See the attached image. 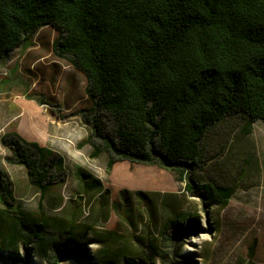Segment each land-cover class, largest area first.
<instances>
[{
	"label": "trees",
	"instance_id": "16d2710c",
	"mask_svg": "<svg viewBox=\"0 0 264 264\" xmlns=\"http://www.w3.org/2000/svg\"><path fill=\"white\" fill-rule=\"evenodd\" d=\"M46 25L58 34L53 52L86 77L91 108L83 117L93 128L86 141L93 156L107 152L108 168L120 161L157 165L177 172L193 190L191 175L212 128L229 116L247 126L264 123V0H0V62ZM2 142L11 151L8 159L26 167L42 200L58 169L52 153L17 133ZM197 188L207 202L221 205L233 193L211 181ZM0 201L1 249L22 241L40 244L43 251L35 255L51 264L76 257L57 248L50 218L12 208L1 171ZM114 206L123 214L120 204ZM248 252L253 255V244ZM109 253L100 248L98 261Z\"/></svg>",
	"mask_w": 264,
	"mask_h": 264
},
{
	"label": "rangeland",
	"instance_id": "374dc122",
	"mask_svg": "<svg viewBox=\"0 0 264 264\" xmlns=\"http://www.w3.org/2000/svg\"><path fill=\"white\" fill-rule=\"evenodd\" d=\"M57 35L51 25L41 27L26 48L0 62V171L12 208L50 218L57 248L76 255L54 264H264V123L247 126L229 116L212 128L191 175L193 190L177 172L157 165L120 161L108 168L107 152L93 156L86 141L93 133L83 117L91 108L86 77L53 52ZM104 123L110 133L111 123ZM9 133L38 142L56 160L55 180L42 200L26 167L8 159L2 138ZM93 179L101 185L90 189ZM208 181L233 188L226 205L199 195L197 182ZM168 220L173 223L165 227ZM103 247L110 256L98 261ZM42 251L21 241L13 250L0 248V264H51L35 255Z\"/></svg>",
	"mask_w": 264,
	"mask_h": 264
},
{
	"label": "water",
	"instance_id": "95a60500",
	"mask_svg": "<svg viewBox=\"0 0 264 264\" xmlns=\"http://www.w3.org/2000/svg\"><path fill=\"white\" fill-rule=\"evenodd\" d=\"M18 264H22V263H18ZM64 264H76L73 260L67 261Z\"/></svg>",
	"mask_w": 264,
	"mask_h": 264
},
{
	"label": "bare ground",
	"instance_id": "6f19581e",
	"mask_svg": "<svg viewBox=\"0 0 264 264\" xmlns=\"http://www.w3.org/2000/svg\"><path fill=\"white\" fill-rule=\"evenodd\" d=\"M78 165V164H77ZM79 166V165H78ZM83 171V170H82ZM84 172V171H83ZM82 173V172H81ZM83 174V173H82ZM84 175V174H83ZM82 177H84V176H82ZM87 181V180H86ZM93 181H94V179H93ZM88 182V181H87ZM76 198V197H75ZM128 209V208H127ZM218 214V213H217ZM46 219V218H45ZM87 225V224H86ZM128 225V224H127ZM125 236V235H124ZM244 238V237H243ZM99 240V239H98ZM225 246V245H224ZM231 247V246H230ZM226 249V248H225ZM210 252V251H209ZM218 253V252H217ZM230 253V252H229ZM224 254V253H223ZM90 257V256H89ZM36 263V262H35Z\"/></svg>",
	"mask_w": 264,
	"mask_h": 264
}]
</instances>
